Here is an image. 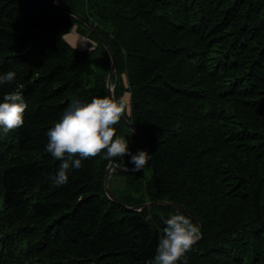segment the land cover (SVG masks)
I'll return each instance as SVG.
<instances>
[{
  "label": "trees",
  "instance_id": "obj_1",
  "mask_svg": "<svg viewBox=\"0 0 264 264\" xmlns=\"http://www.w3.org/2000/svg\"><path fill=\"white\" fill-rule=\"evenodd\" d=\"M58 2L112 47L114 96L127 79L126 116L151 153L139 173L112 172L126 185L115 194L131 206L187 207L203 230L187 264H264V0ZM74 25L97 41L94 50L69 43ZM111 65L95 33L52 0H0V72L17 73L0 97L20 90L28 101L24 123L0 134V264L154 258L161 217L177 208L128 210L109 198L106 167L132 166L128 156L102 150L57 185L59 160L46 149L47 129L68 103L110 94ZM115 127L140 149L122 118Z\"/></svg>",
  "mask_w": 264,
  "mask_h": 264
},
{
  "label": "clouds",
  "instance_id": "obj_2",
  "mask_svg": "<svg viewBox=\"0 0 264 264\" xmlns=\"http://www.w3.org/2000/svg\"><path fill=\"white\" fill-rule=\"evenodd\" d=\"M15 70L0 72V85L15 80ZM131 100L124 92L119 96L97 95L90 99L75 98L64 108L57 121L47 129L46 149L59 160L53 176L57 185L69 181L82 161L103 150L105 157L128 156L133 170H143L151 153L129 147L130 134H116L115 125L127 115ZM28 101L20 90L7 91L0 97V134L18 128L24 123ZM164 227L149 264H187L186 253L199 238V226L183 210L161 217Z\"/></svg>",
  "mask_w": 264,
  "mask_h": 264
},
{
  "label": "water",
  "instance_id": "obj_3",
  "mask_svg": "<svg viewBox=\"0 0 264 264\" xmlns=\"http://www.w3.org/2000/svg\"><path fill=\"white\" fill-rule=\"evenodd\" d=\"M53 4L59 8L60 10H63L65 12H68L74 16H76L78 19H80L82 22H84L87 27L92 30L95 35L97 36V38L99 39V41L107 48V50L110 53L111 56V60H112V65H111V69L108 75V81H107V85H108V89H109V93L111 95H114V87H115V83H113V74L116 70V56L115 53L112 49V47L110 46V44L108 43V41L103 37V35L99 32V30L93 25L91 24V22L84 17L83 15L61 5L58 0H52ZM122 119L124 120V122H126L128 128L133 131L139 138V142H140V148H145L147 149L146 146V142H145V138L142 134V132L137 129L132 122L127 118V116H122ZM113 171H121V172H136L139 173L140 171H135L133 170L132 166L129 165H123V166H119L117 165L114 161H110L106 167L105 170V191L106 194L109 196L110 199L114 200L115 202H117L118 204L122 205L123 207H125L128 210H136V209H142L144 207H149V206H153V205H163V206H169V207H174L177 209H181L183 211H185L186 213H188L197 223V225L199 226V230H200V234H199V238L195 241L197 242L199 239L202 238L203 236V230H202V226L199 222V220L191 213V211L185 207L184 205L177 203V202H173L167 199H159V200H153V201H146L143 202L139 205H127L125 204L114 192H112V190L110 189V177ZM194 242V243H195Z\"/></svg>",
  "mask_w": 264,
  "mask_h": 264
},
{
  "label": "rangeland",
  "instance_id": "obj_4",
  "mask_svg": "<svg viewBox=\"0 0 264 264\" xmlns=\"http://www.w3.org/2000/svg\"><path fill=\"white\" fill-rule=\"evenodd\" d=\"M78 27V25H74L71 31L65 34L66 39L77 49L94 50L97 47V41L91 38L89 35L79 32L80 28ZM124 84L127 89L124 92H127L129 94V97L131 98L130 90H128L127 79H125ZM129 109L130 107L127 110L129 111ZM134 151H136V149ZM116 175L117 174H113L111 176L112 178L110 177V189L112 190V192L118 194L123 189H125L126 185L124 182L117 181Z\"/></svg>",
  "mask_w": 264,
  "mask_h": 264
}]
</instances>
